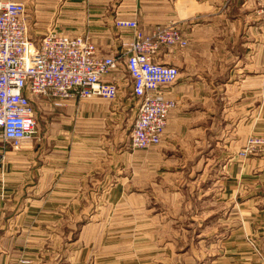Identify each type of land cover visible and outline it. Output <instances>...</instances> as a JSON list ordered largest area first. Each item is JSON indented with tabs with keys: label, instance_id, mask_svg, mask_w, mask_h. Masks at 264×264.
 Instances as JSON below:
<instances>
[{
	"label": "crops",
	"instance_id": "1",
	"mask_svg": "<svg viewBox=\"0 0 264 264\" xmlns=\"http://www.w3.org/2000/svg\"><path fill=\"white\" fill-rule=\"evenodd\" d=\"M24 3L31 39L55 22L67 35L88 37L100 55H117L131 35L114 26L115 19H124L135 20L143 32L175 24L187 45L161 48L155 57L178 70L176 81L163 88L176 106L157 146L133 150L126 142L132 122L124 124L123 114L129 106L136 114L128 98L118 104L75 99L61 108L47 98H33V137L17 149L0 139V264L188 263L176 250L167 257L153 251L128 261L113 244L82 247L81 231L113 229L101 217L109 221L115 199L126 205L116 213L137 215L138 229L159 230L155 219L167 214L185 216L186 229L197 225L221 232L212 242L216 253L196 264H264V146L238 156L250 138H264V0ZM121 73L104 80L130 92L129 78ZM214 151L221 168L215 212L206 206L208 192H193L198 167L208 165ZM145 162L153 170L146 171L150 164ZM162 162L177 167L174 175L162 170ZM162 177L169 186L152 189L154 196L129 189V183ZM178 182L187 189L178 190ZM197 196L200 206L193 208L190 200ZM193 215L200 221L194 223ZM210 215L216 222H209ZM173 220L170 229L183 226Z\"/></svg>",
	"mask_w": 264,
	"mask_h": 264
},
{
	"label": "built area",
	"instance_id": "2",
	"mask_svg": "<svg viewBox=\"0 0 264 264\" xmlns=\"http://www.w3.org/2000/svg\"><path fill=\"white\" fill-rule=\"evenodd\" d=\"M24 0H0V139L17 149L36 133L33 98H47L54 108L71 100L114 101L118 85L104 80L124 70L136 114L129 133L133 150L162 141L176 102L163 88L178 78L175 66L156 62L161 48H184L187 40L173 24L143 32L135 20L115 19L131 35L117 55L102 56L86 36H70L49 24L38 39L28 32ZM123 64V67H121ZM257 141L252 140L254 144Z\"/></svg>",
	"mask_w": 264,
	"mask_h": 264
},
{
	"label": "rangeland",
	"instance_id": "3",
	"mask_svg": "<svg viewBox=\"0 0 264 264\" xmlns=\"http://www.w3.org/2000/svg\"><path fill=\"white\" fill-rule=\"evenodd\" d=\"M27 23V22H26ZM35 27V26H34ZM47 27V26H46ZM44 28L43 32L41 31L40 33H37V38L41 36L45 32ZM30 36V34H29ZM31 37V36H30ZM121 67H123V64H121ZM122 71L123 77H128L127 73L124 70ZM126 86L122 87L121 90L118 93L117 98L114 101H110V104H118L121 102V100L125 97L128 98L132 103L135 101L130 94V92L126 91ZM131 107H126V110L123 114V122L124 124L129 123L130 121L133 123L135 119V111L134 113H131ZM132 124L129 125L127 132L130 133ZM127 133V134H128ZM115 137V136H114ZM117 138H119L117 136ZM255 140L257 141L256 143L252 144L251 141ZM129 141V137L126 140V142ZM161 143V142H160ZM264 146V138L261 136H256V138H250L247 142L246 147L244 150L240 153H238L239 157H245L248 154L253 153L255 150H258L259 148H262ZM151 150V149H150ZM149 157V156H148ZM218 158V152L214 151L209 153V162L208 165L198 167V174H195L197 176V179L194 183V188L193 192L195 193L196 191H203V192H208L207 196V201H206V206L209 207V209H213L215 212L216 208V202L213 198V196L217 189L218 186L216 185L217 179L221 176V168L219 167L220 165L218 164L217 161ZM147 160V158H146ZM146 165L150 163H146ZM161 168H168V171L170 170L171 173L174 171L175 166L169 165L168 163L162 162ZM150 167V170H149ZM148 168H146V171H151L152 169V164H150ZM158 168V166H157ZM204 169V170H203ZM176 171V176H179L180 172L178 169ZM196 171V169H195ZM204 171V172H203ZM164 173V172H162ZM152 175V173H151ZM172 175H174L172 173ZM166 176V175H165ZM202 180V182H201ZM157 182H144V183H129V189L130 190H140L144 191L145 194L148 192L150 196L153 195L152 189L155 190H164L169 186V182L167 179H163V177L160 179L158 178L156 180ZM177 189H187L186 185L184 182H178L175 184ZM121 188V187H120ZM147 193V194H148ZM199 196V195H198ZM197 197H194L191 199V206L193 208L196 207V205L200 206V199H197ZM116 199L113 201V206L114 211L113 215L109 218V221H107V218L101 217V221L105 223H112L114 225H108L109 227L113 229H103V230H83L81 231V246L85 247L88 243L91 244H97L101 245L103 247L106 244H113L112 246H115L118 248L119 255L122 259L124 260H137L140 259L142 256L145 258H148V256H151L153 254V251L160 252L162 257H167L170 253L172 254V250H176L175 253L180 256V258H183V260H187L189 264L190 262L193 264H196V260H201L202 257L207 258L208 256L210 257L211 254L216 253V247H212L217 237L220 235L221 232L215 231V230H208L204 228L200 229V227H196L197 225L191 226L190 229H186L184 222H185V216H170L167 214H160L157 216L155 219L156 222L160 223V229L159 230H152L146 228V230L138 229L137 228V215H126V214H119L116 212L120 211H115V209L118 207H126V205H120V204H115ZM118 201V199H117ZM123 204V203H122ZM133 204H135V200L133 201ZM161 205L166 206V202L162 201ZM163 209V208H162ZM163 212V211H162ZM194 212V211H193ZM90 216H86L85 218H82V223L87 222L89 220ZM148 217V216H147ZM174 218V220L172 218ZM199 215L197 216H192L193 222L195 220L200 221ZM187 218H190L187 216ZM199 218V219H196ZM170 220H173L174 222L177 221L178 223H183V226H177V228H169L171 225ZM172 222V221H171ZM210 223L216 222V215L214 217L209 218ZM118 223V224H116ZM170 223V224H169ZM147 226V225H146ZM175 244L174 247H169L168 243ZM174 241L175 243H172ZM116 244V245H114ZM154 245V247H153ZM144 254V255H143ZM192 260V261H191ZM165 261V260H164ZM167 261V260H166ZM179 264V263H178ZM184 264V263H180Z\"/></svg>",
	"mask_w": 264,
	"mask_h": 264
}]
</instances>
